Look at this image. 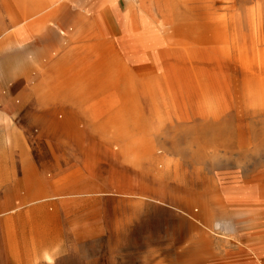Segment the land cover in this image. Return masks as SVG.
Here are the masks:
<instances>
[{"label":"rangeland","instance_id":"374dc122","mask_svg":"<svg viewBox=\"0 0 264 264\" xmlns=\"http://www.w3.org/2000/svg\"><path fill=\"white\" fill-rule=\"evenodd\" d=\"M31 1L0 0V27ZM85 1L89 10L104 2ZM119 1L126 8L134 0ZM79 10L71 3L70 14ZM237 11L249 14L246 39L230 49L202 46L217 47L222 62L201 69L214 68L226 84L215 92L198 86L189 92L194 103L186 99L169 116L152 111L144 95L139 106L134 100L141 78L106 9L85 23L91 36L54 56L36 98L57 120L71 105L102 107L95 116L69 115L52 134L26 108L16 116L21 145L0 149V264H264L245 238L264 231V0ZM50 30L46 40H27L22 54L0 51V83L18 77L27 87L33 59L48 62L47 43L62 41Z\"/></svg>","mask_w":264,"mask_h":264},{"label":"bare ground","instance_id":"6f19581e","mask_svg":"<svg viewBox=\"0 0 264 264\" xmlns=\"http://www.w3.org/2000/svg\"><path fill=\"white\" fill-rule=\"evenodd\" d=\"M253 1L134 0L124 8L119 0H104L89 10L85 0H32L30 7L25 6L23 16H11L9 24L0 27V51L12 48L16 50L15 55L22 54L21 47L27 40L36 36H45L46 40L53 27L58 28L62 41L54 45L47 43L48 62L33 59V71L27 72L25 76L30 86L28 92L20 89L23 80L18 77H14L10 83H0V126L5 129L8 142L11 145L14 142L16 145L21 144V135L15 125L16 116L26 107L33 94L39 95L40 90L48 85V67H53L54 56L64 52L70 44L91 36L85 30V23L96 19L104 9L108 11L107 14L117 16L118 27L112 21L108 23V27L115 31L119 29L118 40L122 50L128 51L129 59L135 63L137 76L141 78L142 87L134 99L137 100V105H140L144 95L152 111L169 116L173 111H180L182 106H186L187 100L193 101L190 104L194 103L191 93H196L198 86H206L215 92L226 84V80L214 68L201 69L200 64L203 62H222V58L213 55L217 47L211 46L209 51L206 50L207 47L202 51V46L221 43L230 49L233 45H238L239 38L246 39L249 14L247 11L240 13L237 10ZM71 3H75L80 9L74 16L69 13ZM72 49L74 46L67 48L65 52ZM225 59L227 64L232 60ZM38 100L41 103L38 115L48 134L68 125V116L57 120L55 109L47 105L45 99ZM99 104L88 105L82 111L95 116L102 107ZM175 107L177 108L174 109ZM2 142L0 137V147ZM242 207L250 209L252 205L245 204ZM204 209L209 210V221L221 228L222 218H216L214 209L207 205ZM260 225L262 224H257L254 228ZM229 227L232 229L236 224L232 221ZM245 238L259 247L253 250L256 256L264 254V248L260 246L264 244V231L257 230ZM199 242L204 246L209 239L202 236Z\"/></svg>","mask_w":264,"mask_h":264},{"label":"crops","instance_id":"0c3cea01","mask_svg":"<svg viewBox=\"0 0 264 264\" xmlns=\"http://www.w3.org/2000/svg\"><path fill=\"white\" fill-rule=\"evenodd\" d=\"M24 92H28L29 90H30V86L29 85H27V87H25V88H23L22 89ZM30 105L34 108V111H31L30 109H28L29 107H30ZM41 107V103H40V101L36 98V95L35 94H33V96L31 97V99L29 100V101H27V104H26V109H27V113H29V114H36V115H38V112H39V108ZM24 108V109H25ZM55 109V108H54ZM23 110V109H22ZM83 109H81L80 108V110H77V108L74 106V105H71V106H68V107H66V111H67V113H68V116L69 115H71V117H73V116H78L79 114L81 115V112H83L82 111ZM55 111H56V109H55ZM19 112H21V110L19 111ZM74 118V117H73ZM16 127H17V125H16ZM17 129H18V133H19V135H20V130H19V128L17 127ZM0 133H1V135H0V137H2V140H3V145L0 147V149H4L5 147H10L9 146V142H8V139L6 138V132H5V129L4 128H1V126H0ZM17 136V135H16ZM4 138H6L7 140H5ZM20 143V142H19ZM12 145H14V143L12 144ZM21 145V144H20ZM19 145V146H20Z\"/></svg>","mask_w":264,"mask_h":264}]
</instances>
